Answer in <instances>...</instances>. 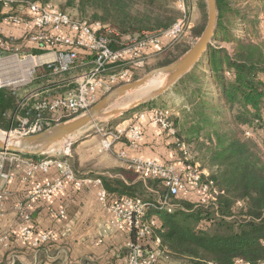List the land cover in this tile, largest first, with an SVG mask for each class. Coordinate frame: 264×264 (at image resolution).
Wrapping results in <instances>:
<instances>
[{
  "label": "trees",
  "instance_id": "obj_1",
  "mask_svg": "<svg viewBox=\"0 0 264 264\" xmlns=\"http://www.w3.org/2000/svg\"><path fill=\"white\" fill-rule=\"evenodd\" d=\"M12 1L16 8L20 3L47 4L52 0ZM71 1L80 16L90 12L93 22L98 21L115 32L116 35L107 34L113 49L123 37L165 30L177 19L176 12L165 0ZM255 1L261 7L252 14L246 7L241 8L237 0H215V39L229 43L231 48H216L210 43L200 60L174 84L175 88H181L186 98V108L180 111V117L169 118L175 129L174 137L188 147L195 141L206 148L210 173L203 174L202 181L212 183L211 187L217 191L215 201L191 202L199 199L198 192H193L188 200L168 197L171 206L168 211L159 209L154 200L143 198L146 190L156 193L159 199L166 197L167 189L160 180L147 178L148 184H144L132 169V176H127L128 183L118 178L101 177L103 187L113 199L138 198L150 204L144 220L155 216L157 226L151 229L144 247L152 246V241L159 239L164 253L185 259L189 264L264 263V135L260 132L264 125V44L253 42L250 37L241 39L233 32L238 22H250L255 26L257 17L264 18V0ZM249 15L255 16L248 20ZM205 22L193 31L196 40ZM190 48L176 43L169 45L160 53L161 58L154 68L175 62ZM27 49L33 54L44 51L33 43ZM137 72L129 70L127 78L114 84L111 90L139 79ZM46 73L43 67L37 70L39 77ZM110 91L101 94L98 100ZM22 98L20 92L0 88V129L16 128L15 116ZM20 114L23 116V111ZM247 129L253 136H245ZM168 137L176 147L174 137ZM130 236L133 244L140 243L135 230Z\"/></svg>",
  "mask_w": 264,
  "mask_h": 264
},
{
  "label": "built area",
  "instance_id": "obj_2",
  "mask_svg": "<svg viewBox=\"0 0 264 264\" xmlns=\"http://www.w3.org/2000/svg\"><path fill=\"white\" fill-rule=\"evenodd\" d=\"M174 2L181 15L171 27L158 32L128 35L121 38L117 42L116 49H113L112 40L107 34H116L100 22L73 19L50 3L27 2L13 8L12 0H0L2 11H5L2 12L4 16L0 23V60L11 57L18 59L17 53L21 46L33 43L44 51L41 54L30 52L33 56L27 55L23 60L18 59L19 61L29 58H49L35 64L31 68V74L38 67L45 68L48 71L47 74L53 77L74 73V77L66 83L67 88L60 94L54 95L49 91L42 96L43 94L33 91L24 97L19 104L23 116L18 117L17 126L10 135L17 138L37 134L60 123L62 119H72L84 114L98 102L101 94L110 91L114 84L127 78L129 70L137 71L143 68L150 58L160 54L165 48L166 40L173 41L182 37L190 27L186 0H174ZM10 28L19 31V38L16 39L12 33L5 34ZM100 32L106 35L102 36ZM17 41H20V44H17ZM4 52H14V54L10 57L1 56ZM2 71H0V88H5L7 84L1 82V79H4ZM170 115L167 110H156L150 113L149 117L155 125L166 131L168 136L174 137L175 129L169 121ZM125 130V128L118 129L113 135L111 133L108 135H112L115 141H119L122 136H130L129 140L132 143L141 136L140 131L134 126L127 132ZM260 132L264 135V125L261 126ZM245 136H253L252 131L247 129ZM173 139L182 158L180 169L157 161L141 159H134L130 163V168L141 179L160 180L167 189L166 197L158 200L159 209L165 208L170 211L168 197L178 198L180 195L188 197L193 192H198L199 203H213L217 191L211 187V182L202 181L203 173L190 161L188 145L176 137ZM62 142L60 148L55 149L59 143L49 148L44 153L47 155L45 159L38 163H30L24 169L26 177H31L36 170L47 172L51 166L59 172V177L54 182L43 186L37 185L36 194L49 198L55 192L62 191L65 183L71 184L75 189H81L90 182L98 184L100 186L99 202L114 214L116 220L124 222L130 232L135 230L140 242L127 244L128 253L123 264H156L158 258L165 254L160 248L159 239L153 240L152 246L144 247L152 233L151 229L157 226L155 217L144 220L150 204L138 198L128 197L117 201L103 187L101 179L92 181L89 178L78 177L68 162L72 143L69 139ZM104 148L109 150L110 144L107 142ZM9 156L19 157L0 151V179L11 178L5 172V164ZM25 218H28V215H25ZM21 233L25 239H28L32 235V230L21 227ZM48 237L49 233H44L41 235V240L46 241Z\"/></svg>",
  "mask_w": 264,
  "mask_h": 264
},
{
  "label": "crops",
  "instance_id": "obj_3",
  "mask_svg": "<svg viewBox=\"0 0 264 264\" xmlns=\"http://www.w3.org/2000/svg\"><path fill=\"white\" fill-rule=\"evenodd\" d=\"M10 29L6 34L12 33L16 39L19 38V31ZM22 47L29 48L31 44ZM65 80L58 82V87L63 88L61 91L46 89L37 93L42 96L49 91L54 95L60 94L67 88L68 80ZM33 91L37 89L30 93ZM144 116L138 126L135 125L141 130V136L134 143L127 136L120 141H111L107 152L100 154L97 150L99 155L91 159L87 169L84 166L87 160L80 153L86 149L83 145L92 140L78 144L75 148L78 152L73 156L77 176L92 181L107 176L128 183L125 174L131 173L130 163L134 159L157 161L180 169L182 158L173 146V140L151 122L149 116L143 120ZM38 159L9 156L5 164V172L11 178L0 179V264H123L128 252L127 244L131 242L130 230L99 202L100 186L90 182L81 189H75L65 183L62 191L49 198L37 195V185L52 183L59 177L53 166L47 172L36 170L31 177H26L24 169L30 163H38ZM21 227L32 230L28 239L23 237ZM44 233H49L46 241L41 240ZM156 264L189 263L165 253Z\"/></svg>",
  "mask_w": 264,
  "mask_h": 264
},
{
  "label": "rangeland",
  "instance_id": "obj_4",
  "mask_svg": "<svg viewBox=\"0 0 264 264\" xmlns=\"http://www.w3.org/2000/svg\"><path fill=\"white\" fill-rule=\"evenodd\" d=\"M165 1L168 2L169 3L168 5L170 6V8L176 12L177 19H178L181 15V12L178 9V6H176L174 0H165ZM237 1L239 2L241 8L246 7L248 12H252V14H256V9L257 8L259 9L261 7L259 3L255 0H249V1L237 0ZM50 4L58 7L60 10L62 9L65 13L69 14L74 19L87 20V21L93 22L89 15L91 13L89 12V14H86V16H80L79 13L76 11L75 3H73L71 0H52ZM12 7L14 8V6ZM186 8L188 11L190 27L187 29L186 33L182 37L178 38L177 40H173V41L166 40L165 48L169 47V45L173 43L178 44V46L180 47H185V46L192 47L197 41L193 35V31L198 26L202 25L203 21L204 20L206 21L207 19L206 3L204 0H186ZM2 12H5V11H2V9L0 11L1 13L0 23L2 21V17L4 16ZM254 16L255 15H249L248 20L253 19ZM94 22H98V21H94ZM233 29H234L233 32L235 33V35H237L241 39H245V38L248 39L250 37L253 42L255 43L262 42L264 44V18L263 17H259V18L257 17V23L255 24V26H253L250 22L248 24L243 23V22H238L237 24H235ZM143 32H150V31H143ZM143 32L136 34V35H140ZM211 46L216 47V48L217 47L227 48V49L231 48V45L229 43L220 42L218 39H215V37L213 38L211 42ZM13 54L14 52H4L1 56L10 57ZM17 54H18L17 55L18 59L23 60L25 56L30 55L31 53L27 48H21ZM159 56L160 54L150 58L145 64V66L138 70L137 72L138 76L142 77L147 72L155 69L154 68L155 63L157 62L158 59L161 58V57L159 58ZM10 59L0 60V66L2 67V70L4 72V79H6V81L10 79L14 80L15 78L21 80L19 77L20 76L21 78L23 77L22 75L23 72L20 73V71L17 70L18 67L16 66L11 67L13 64L10 63L11 62ZM38 69H42V67L36 68L35 72L31 74V77L29 78V80L27 82L23 81L24 83L21 82L22 84L20 82L17 84H12L10 82L9 83L4 82L5 84H7L5 88H7L8 90H11V91L14 90L17 93L19 92L21 93L23 98L21 99L20 103L22 102L24 97H27V95L34 89H37V92H42L46 89H49L51 91L54 90L55 92L63 90L62 87L61 89L58 87L59 80L66 79L65 81H67L74 76V73H71V74H65L59 77L58 76L53 77V76H49L46 73V74L41 75V77H39L37 76ZM147 69H150V70L146 72ZM155 81L157 82L159 81V84L155 86H151L152 83ZM165 84H166L165 75H160V76L155 77L147 85L143 86L142 88L134 91L133 93L129 94L123 99L110 105V107L104 111L103 115L97 118L95 122L87 125L83 129H81L79 132L71 136L69 139V142L72 143V147L70 148V151H69L70 156L68 157L69 164L73 166L74 168L76 167L73 161L74 154L78 152L77 149H75L76 146H78V144H80L81 142L92 140L91 142L86 143V145H83L84 148L86 149H83V151L80 153V156H82L84 159L87 160V162L84 165L86 167L85 169H87L89 163L92 162L94 156L99 155V153H97V150L101 152L100 154H103V152H107V149L104 148V144L106 145L107 142L110 144V148H111V141L112 142L115 141L113 140L112 135L116 133V130L125 128L126 129L125 131L127 132L132 126L137 128L139 124V120L142 119L141 115L143 114L145 115L143 117V120L147 116H149L150 113L156 110H167L169 114H171L170 117L171 116L180 117V111L186 108L185 107L186 98H184L183 93H181V88H175V85L168 87L166 91L162 93H158V91L161 90L165 86ZM106 95L104 94L103 96L100 97V99ZM114 110H120V111H123V113L122 115L121 114L113 115L111 112ZM20 112H21V108L19 105L18 111L16 112V116H15L16 120L18 119V117L19 118L22 117V114H20ZM130 120H131V123L129 124ZM150 121H151V118H150ZM124 122H126L128 125L126 123L125 125H123ZM0 131L4 132V134H8L10 137H13L10 135V132L14 131V129L6 130V131L0 129ZM110 133L112 135H108ZM186 135L187 134H182V136L184 137ZM127 137L131 139L130 136H127ZM123 138H125V136L121 137V139ZM108 139L110 141H108ZM256 139L259 140L260 137H257ZM203 140L201 139L200 142H203ZM62 143L60 142L59 145L55 146V149L60 148L61 147L60 144ZM196 143L197 142L193 141V144H189L190 145L189 147L190 161L194 163L196 166H198L199 170H201V172L206 175L210 173L207 167L208 154L204 146H201L200 144L198 143L196 144ZM263 149H264V145H263ZM81 150H82V147H81ZM91 151L93 153H89V154L87 153ZM46 157H47L46 154H43L42 156L40 155L39 157L40 159L38 160L41 161L45 159ZM125 175L129 177L130 175L132 176V173H126ZM139 180H141L144 184L145 183L148 184L147 179L139 178ZM151 187L153 188V186ZM179 197H178L179 200H183V198L184 199L186 198V200H188L187 197H184L181 195ZM143 198L154 200L155 205H157L158 199H159L156 193L149 191V190L144 191ZM191 202L197 203L198 199L191 200Z\"/></svg>",
  "mask_w": 264,
  "mask_h": 264
},
{
  "label": "water",
  "instance_id": "obj_5",
  "mask_svg": "<svg viewBox=\"0 0 264 264\" xmlns=\"http://www.w3.org/2000/svg\"><path fill=\"white\" fill-rule=\"evenodd\" d=\"M204 1L207 10L206 25L195 44L178 60L169 65L153 69L137 80L114 88L88 111L78 117L54 124L37 134L17 138L13 137L12 139L9 137L0 138V151L24 158L43 155L52 146L70 139L71 136L81 129L95 122L110 105L147 85L155 77L160 75L166 76V84L158 93L166 91L168 87L174 85L181 76L189 72L200 60L216 35V2L215 0ZM111 113L119 115L123 111L114 110Z\"/></svg>",
  "mask_w": 264,
  "mask_h": 264
},
{
  "label": "bare ground",
  "instance_id": "obj_6",
  "mask_svg": "<svg viewBox=\"0 0 264 264\" xmlns=\"http://www.w3.org/2000/svg\"><path fill=\"white\" fill-rule=\"evenodd\" d=\"M49 57H39V58H36V59H31L29 58L28 60H25V61H19L16 57L10 59L11 63H13L16 67H18V71L23 72V77L21 78V76L19 77L21 80L19 79H10L8 81L4 80V79H1V82H6V83H12V84H17V83H24L26 81H28L29 77H30V74H31V68L35 65V64H38V63H41L42 61H45L47 60ZM3 66V65H2ZM2 70V67L0 66V71ZM3 73V71H2ZM26 80V81H25ZM24 81V82H23ZM154 81V80H153ZM159 84V81H155L152 83L151 86H155V85H158ZM4 137H9L10 139H12L13 137H10L8 134H4V132H1L0 131V138H4Z\"/></svg>",
  "mask_w": 264,
  "mask_h": 264
}]
</instances>
